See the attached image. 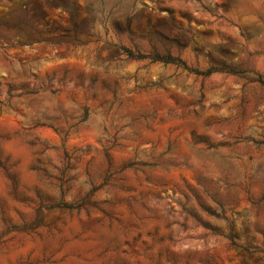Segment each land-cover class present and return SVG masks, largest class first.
I'll use <instances>...</instances> for the list:
<instances>
[{"label": "rangeland", "instance_id": "1", "mask_svg": "<svg viewBox=\"0 0 264 264\" xmlns=\"http://www.w3.org/2000/svg\"><path fill=\"white\" fill-rule=\"evenodd\" d=\"M0 264H264V0H0Z\"/></svg>", "mask_w": 264, "mask_h": 264}]
</instances>
